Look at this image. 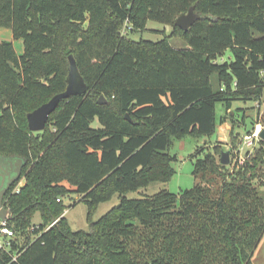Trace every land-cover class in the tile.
Segmentation results:
<instances>
[{"label":"trees","instance_id":"trees-1","mask_svg":"<svg viewBox=\"0 0 264 264\" xmlns=\"http://www.w3.org/2000/svg\"><path fill=\"white\" fill-rule=\"evenodd\" d=\"M191 6L199 18L183 30L175 19ZM149 20L187 47L129 36ZM3 27L23 52L0 40V155L25 163L3 198L16 239L0 249V264H254L264 233L262 139L228 165L217 158L222 145L200 146L202 181L189 189L125 194L170 179L172 139H210L228 122L216 116L218 102L231 123L228 148L238 147L233 101L260 104L264 87V0H0ZM69 55L85 92L61 99L45 128L30 130L27 113L66 89ZM72 193L88 207L87 230L62 214ZM114 193L119 202L94 220Z\"/></svg>","mask_w":264,"mask_h":264},{"label":"rangeland","instance_id":"rangeland-1","mask_svg":"<svg viewBox=\"0 0 264 264\" xmlns=\"http://www.w3.org/2000/svg\"><path fill=\"white\" fill-rule=\"evenodd\" d=\"M171 27L169 25H164L159 22L149 20L146 25V29L142 31L131 32L129 36L133 39H148V40H159L163 37L168 38L169 42L176 48H185L187 43L178 36H171ZM7 33L8 40L13 42L15 50L18 54L23 52V40L21 38L14 39L11 36V30L9 28L3 27L0 29V37H5L3 34ZM10 36V37H9ZM254 36H260L259 33H254ZM225 60H231V52L227 50L224 54ZM212 84L216 86V76L212 77ZM256 102L254 100H234L233 106L231 107V112L234 113V118L238 121V127L236 132L240 133L242 136L243 132L253 126L254 121L256 122V115L259 109V113L262 114L264 109V87L261 96L260 107L256 108ZM216 116L219 117L221 114L226 115L228 122L219 124L216 129V133L208 139V137H194L191 135H185L182 138L172 139V144L169 149V153L175 155L176 158L170 162L171 167L174 169V174L168 180H153L148 186L139 188L136 191H129L125 194L127 198H139L142 196H150L161 190H166L171 193H179L181 190L191 188L198 180H201V173L194 175V158L196 150L200 146H205L207 143L209 146L222 145V150H226L230 144V121L227 112H224V107L222 103L218 102L215 106ZM243 115V116H242ZM260 115V114H259ZM244 117V118H243ZM260 117V116H259ZM263 121L264 119L261 118ZM262 121V122H263ZM97 125V121L93 123ZM219 159V155H217ZM233 160L232 154L230 153V163ZM205 175L204 178H206ZM200 182V181H199ZM264 191V186L260 187ZM119 194L114 193L112 196L103 202L98 203L96 206L92 218L94 220L98 219L106 211H108L112 206L119 202ZM77 194L72 193L64 203L67 207L63 211V215L66 217L69 225L73 230H87L88 229V207L83 201L78 200ZM62 214L60 216H62ZM33 223L37 224L41 222V216L39 211H35L32 217ZM251 260L254 264H264V233L260 241L258 242L256 248L252 253Z\"/></svg>","mask_w":264,"mask_h":264},{"label":"water","instance_id":"water-1","mask_svg":"<svg viewBox=\"0 0 264 264\" xmlns=\"http://www.w3.org/2000/svg\"><path fill=\"white\" fill-rule=\"evenodd\" d=\"M198 18L199 14H197L191 6L186 12L181 13L175 19V23L183 30H187ZM66 81L67 86L64 91L53 95L48 101L27 113V124L30 130L42 131L45 128L50 113L55 110L61 99L67 98L71 94L85 92L87 88L86 82L84 81L72 55H69ZM98 102H105L104 97L100 96ZM126 118L131 120L128 115H126ZM259 136L264 141V127L260 131ZM230 152L231 150L229 148L221 150L219 163L225 165L230 164ZM24 163L25 161L21 157L0 155V220L2 221H6L9 217V212L3 203L4 195L10 189L12 184L21 177Z\"/></svg>","mask_w":264,"mask_h":264},{"label":"built area","instance_id":"built-area-1","mask_svg":"<svg viewBox=\"0 0 264 264\" xmlns=\"http://www.w3.org/2000/svg\"><path fill=\"white\" fill-rule=\"evenodd\" d=\"M255 106L258 109L260 107V104L256 102ZM262 121L263 120L260 118L256 119V122L253 124V126H251L248 131L243 132L242 136H240V144L237 148L231 150V154L233 157L232 161H238L239 163L243 162L247 157L246 152L252 151L254 147L259 144V141L261 139L259 134L264 127V121ZM15 190L17 191L18 187ZM57 221L58 218H55L49 226L55 224ZM15 239L16 235L14 233V230H12V228L7 225L5 220H0V249L9 251L12 248Z\"/></svg>","mask_w":264,"mask_h":264},{"label":"crops","instance_id":"crops-1","mask_svg":"<svg viewBox=\"0 0 264 264\" xmlns=\"http://www.w3.org/2000/svg\"><path fill=\"white\" fill-rule=\"evenodd\" d=\"M5 37L3 38L2 36L0 37V40H8L9 38H8V36H7V33H4L3 34ZM11 36H12V32H11ZM10 37V36H9ZM20 183H22V181L20 182Z\"/></svg>","mask_w":264,"mask_h":264}]
</instances>
